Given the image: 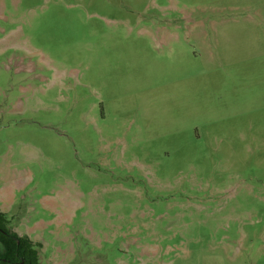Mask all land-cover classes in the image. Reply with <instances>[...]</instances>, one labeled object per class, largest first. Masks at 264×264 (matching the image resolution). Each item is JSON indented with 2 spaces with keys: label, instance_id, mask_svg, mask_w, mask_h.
Segmentation results:
<instances>
[{
  "label": "rangeland",
  "instance_id": "rangeland-1",
  "mask_svg": "<svg viewBox=\"0 0 264 264\" xmlns=\"http://www.w3.org/2000/svg\"><path fill=\"white\" fill-rule=\"evenodd\" d=\"M0 212L41 264H264V0H0Z\"/></svg>",
  "mask_w": 264,
  "mask_h": 264
},
{
  "label": "trees",
  "instance_id": "trees-1",
  "mask_svg": "<svg viewBox=\"0 0 264 264\" xmlns=\"http://www.w3.org/2000/svg\"><path fill=\"white\" fill-rule=\"evenodd\" d=\"M9 225L8 215L0 212V264H41L40 245Z\"/></svg>",
  "mask_w": 264,
  "mask_h": 264
},
{
  "label": "crops",
  "instance_id": "crops-1",
  "mask_svg": "<svg viewBox=\"0 0 264 264\" xmlns=\"http://www.w3.org/2000/svg\"><path fill=\"white\" fill-rule=\"evenodd\" d=\"M4 213V212H3ZM7 214V213H6ZM16 232V231H15Z\"/></svg>",
  "mask_w": 264,
  "mask_h": 264
}]
</instances>
